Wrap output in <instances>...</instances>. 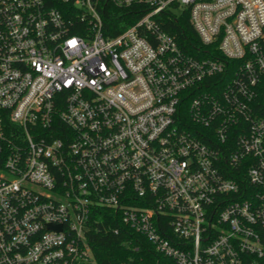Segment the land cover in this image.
<instances>
[{
  "label": "built area",
  "instance_id": "1",
  "mask_svg": "<svg viewBox=\"0 0 264 264\" xmlns=\"http://www.w3.org/2000/svg\"><path fill=\"white\" fill-rule=\"evenodd\" d=\"M107 2L144 14L108 36ZM100 210L162 264H264V0H0V264H97Z\"/></svg>",
  "mask_w": 264,
  "mask_h": 264
},
{
  "label": "trees",
  "instance_id": "2",
  "mask_svg": "<svg viewBox=\"0 0 264 264\" xmlns=\"http://www.w3.org/2000/svg\"><path fill=\"white\" fill-rule=\"evenodd\" d=\"M109 9V10H108ZM144 12L139 5L127 9H118L105 3V33L114 36L136 23ZM165 28L176 36L180 46L186 52L196 54L201 47L198 32L190 22L187 13L170 19L162 15ZM108 213L100 210L94 215L87 232L88 242L94 252L97 264H162V255L155 251L153 245L143 236L137 234L115 233L111 224L114 220L106 217ZM110 217V216H108Z\"/></svg>",
  "mask_w": 264,
  "mask_h": 264
},
{
  "label": "rangeland",
  "instance_id": "3",
  "mask_svg": "<svg viewBox=\"0 0 264 264\" xmlns=\"http://www.w3.org/2000/svg\"><path fill=\"white\" fill-rule=\"evenodd\" d=\"M182 9H179V11H181Z\"/></svg>",
  "mask_w": 264,
  "mask_h": 264
}]
</instances>
